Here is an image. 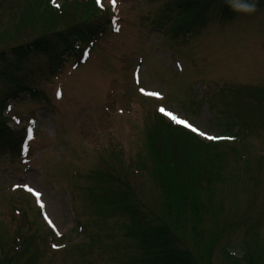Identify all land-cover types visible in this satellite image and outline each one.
I'll return each mask as SVG.
<instances>
[{
  "label": "rangeland",
  "instance_id": "rangeland-1",
  "mask_svg": "<svg viewBox=\"0 0 264 264\" xmlns=\"http://www.w3.org/2000/svg\"><path fill=\"white\" fill-rule=\"evenodd\" d=\"M46 1L53 6L61 4V0ZM165 1L116 0V6L111 8L121 24L116 33L94 46L84 65L75 67L69 60L56 80L43 85L50 94L60 90L55 106L52 103L46 110L27 96L21 102L8 103L3 116L9 118L8 126L13 130L20 132L25 127L32 132L31 152L23 163L10 156L0 157V227L8 226L18 209L48 233L51 231L42 217H37L38 211L44 213L52 221L53 234L64 239L59 243L62 249L55 253L48 246H41L51 258L41 259L40 264H107L104 258L113 242V249L122 254L127 242L114 236L113 221L107 219L98 227L102 219L94 208H88L82 188L88 184L87 175L98 158L110 154L111 144L128 154L143 156L148 151L144 125L154 105L187 121L198 130L201 139L208 141L209 136L216 139L222 133L210 104L200 101L206 87L218 111L224 108L223 99L215 95L221 88L264 86V0L256 12L223 26L207 21L190 39L183 38V33H172L173 19H168L162 31L156 29ZM31 2L0 0V49L32 39L33 30L23 26L21 20L26 9L22 3ZM103 2L110 4L111 0ZM28 12L34 15L31 9ZM42 27L39 24L36 28L37 35ZM143 97L160 100L142 101ZM248 140L249 154L256 153L264 161V133ZM254 171L252 177L261 178V186L247 181L237 186V198L222 194L224 204L217 206L216 211L209 210L205 228L213 231L217 217L219 245L229 243L227 246L234 248L244 241L254 243L264 257V163L256 164ZM134 180L141 184L138 191L146 194L139 192L143 200L152 201L155 193L150 176L146 173L141 181ZM223 187L215 190V196ZM28 188L41 194L36 199L43 205L39 210L23 193ZM80 213L92 242L73 231ZM251 226L258 234L248 231ZM4 233L8 238L12 234L4 229L0 231L1 239ZM79 247L90 249L82 261ZM220 253L221 250L214 253L213 264H223Z\"/></svg>",
  "mask_w": 264,
  "mask_h": 264
},
{
  "label": "trees",
  "instance_id": "trees-1",
  "mask_svg": "<svg viewBox=\"0 0 264 264\" xmlns=\"http://www.w3.org/2000/svg\"><path fill=\"white\" fill-rule=\"evenodd\" d=\"M260 3L261 0H169L163 6L162 19L173 17L178 25L183 21L180 28L188 32L208 20L231 21ZM22 4L26 7L22 24L33 30V37L0 50V154L12 157H20L24 138L11 131L1 117L6 102L24 94L36 101H47L49 95L43 85L56 79L69 59L81 65L83 51L105 40L112 25L109 9L97 8L92 0L64 2L59 9L46 0ZM39 24L43 27L37 35ZM217 96L227 104V109L215 112L219 130L227 140L205 143L150 111L144 125L148 151L143 156L128 154L119 144L118 148L111 144L108 157L98 158L87 175L88 184L82 190L88 208H94L102 219L98 227L107 219L113 221L114 236L127 242L122 254L113 249V242L105 255L111 264H213L218 250L223 264H264L254 243L244 241L245 246L234 248L227 246L229 243L219 245L217 217L213 231L205 228L209 210L216 211L224 204L222 194L237 198V186L247 181L261 186V178L252 176L255 165L262 166L263 159L256 153L249 154L248 139L264 133V86L222 88ZM146 173L155 193L149 202L143 200L140 193L146 194L138 191L141 184L134 180L141 181ZM219 186H224L223 191L215 196ZM15 212L8 226L0 227V231L12 233L9 238L5 233L0 238V264H40L41 259L49 260L51 256L41 246L50 245V234L40 230L26 212ZM86 228L82 221L75 226L92 242ZM248 231L258 234L252 226ZM79 250L82 261L90 249Z\"/></svg>",
  "mask_w": 264,
  "mask_h": 264
},
{
  "label": "snow or ice",
  "instance_id": "snow-or-ice-1",
  "mask_svg": "<svg viewBox=\"0 0 264 264\" xmlns=\"http://www.w3.org/2000/svg\"><path fill=\"white\" fill-rule=\"evenodd\" d=\"M115 2H116V0H111V3H112V5H113V7H115ZM96 3H97V4H100V0H96ZM142 91H143V89H142ZM149 94H150V95H154V96H158V95H159L158 93H149ZM58 95H59V93H58ZM159 111L162 112V113H164V115L168 116L171 120H173V121L176 122L177 124H182V125H184L185 127L190 128L193 132L198 131L193 125H191L190 123H188V122L185 121V120L179 119V118H178L176 115H174L173 113H171V112H167L164 108H160ZM200 135L203 136V135H205V133L200 132ZM208 139H215V137H210V136H209ZM25 187H27V185H25ZM28 190H29L30 192L33 191V189H31V188H28ZM35 195H36L37 197H39L41 194H40L39 192H36ZM41 207H43V205H41ZM45 219L47 220L48 217L46 216ZM48 223H49V224H52V221H51V220H48ZM53 227H54V225H53ZM57 234H59V233H57ZM53 247L55 248L56 245H53Z\"/></svg>",
  "mask_w": 264,
  "mask_h": 264
}]
</instances>
